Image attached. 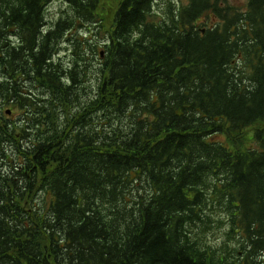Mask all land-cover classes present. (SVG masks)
I'll return each instance as SVG.
<instances>
[{
	"label": "trees",
	"instance_id": "trees-1",
	"mask_svg": "<svg viewBox=\"0 0 264 264\" xmlns=\"http://www.w3.org/2000/svg\"><path fill=\"white\" fill-rule=\"evenodd\" d=\"M51 1L0 0V264H264V0Z\"/></svg>",
	"mask_w": 264,
	"mask_h": 264
},
{
	"label": "rangeland",
	"instance_id": "rangeland-1",
	"mask_svg": "<svg viewBox=\"0 0 264 264\" xmlns=\"http://www.w3.org/2000/svg\"><path fill=\"white\" fill-rule=\"evenodd\" d=\"M169 1L170 0H157L156 5H155V11L158 13L159 17L164 16L166 14V10L169 8V4H168ZM173 1H176V0H173ZM228 1H229L230 5L236 9H239V8L245 9L246 4L248 2V0H228ZM116 2H117V0H107L104 2V4H102L103 9H102L101 14L106 18V22L104 25L105 28H108L110 25L112 14L114 12V7H116ZM66 8L67 7H66L65 3H63L62 0H52L48 6V9H49L48 13H47L48 20L53 21V20L58 19L60 16H62L64 14L63 12L66 10ZM73 33H74V30H72L70 32V35ZM77 33L78 32L76 31V36L79 39H82V38H84L86 40L88 39L84 35L78 36ZM89 42L90 41L85 42L83 44V45H86L84 49L87 51H88L87 47L89 46L88 45ZM61 55H64L63 59H65L67 62L70 61V58H71V47H70V45L64 44L61 46ZM16 117H17V113L14 111V115H12V119L16 120ZM218 237H219V235H217L216 239H218ZM218 240H220V239H218Z\"/></svg>",
	"mask_w": 264,
	"mask_h": 264
}]
</instances>
